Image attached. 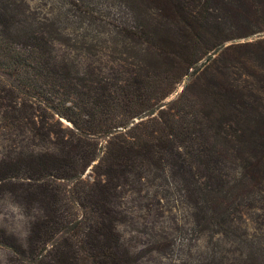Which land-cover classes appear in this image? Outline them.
I'll list each match as a JSON object with an SVG mask.
<instances>
[{"label": "rangeland", "instance_id": "374dc122", "mask_svg": "<svg viewBox=\"0 0 264 264\" xmlns=\"http://www.w3.org/2000/svg\"><path fill=\"white\" fill-rule=\"evenodd\" d=\"M0 24L6 41H16V32L19 43L42 38L54 67L70 78L125 90L153 82L160 108L118 128L127 140L149 142L153 154L140 176L114 175L103 198L107 183L92 165L78 179L47 172L28 178L18 171L32 168L29 154H53L75 143L78 133L67 119L50 114L43 118L44 134L35 136L25 120L7 119L8 101L0 92V264H64L60 257L78 264L80 253L51 247H60L84 218L92 226L98 218L107 222L115 251L130 264H253L250 255L259 257L254 264H264V173L254 181L250 166L264 152L253 136L255 120L264 118V0H0ZM157 28L170 29L169 40L157 36ZM235 92L236 106L242 100L250 105L244 123L221 105L224 94ZM82 120L79 129L85 128ZM197 121L205 135L214 129L203 144L219 184L232 187L221 216L198 191L204 181L190 180L187 166L171 162L159 143L167 123L169 132L182 133ZM92 140L103 146L106 139ZM44 186L49 205L40 202ZM91 190L93 200L87 199ZM52 210L69 227L34 260L29 236L48 213L54 218Z\"/></svg>", "mask_w": 264, "mask_h": 264}, {"label": "trees", "instance_id": "16d2710c", "mask_svg": "<svg viewBox=\"0 0 264 264\" xmlns=\"http://www.w3.org/2000/svg\"><path fill=\"white\" fill-rule=\"evenodd\" d=\"M0 27V84H2L0 92L5 93L8 101L7 107L10 109V114L7 119L12 123L25 120L32 128L34 135L41 136L45 132L43 118L45 115L52 114L50 115L52 118L56 116L67 119L78 133L74 138L75 143L66 147L61 146L53 154L43 153L37 157L29 154L27 158L35 160L32 168L25 169L23 166V170L18 168L19 172L24 173L28 178L34 174L38 176L40 173L47 172L66 179H78L83 168L92 165L101 170L106 180L107 184L105 188H101L100 192V195L105 198L106 187L112 184L114 175L118 173L122 177L140 176L142 168L148 169L146 166L150 164L153 154L149 142L142 146L141 143L144 140L136 136L130 137L132 140H127L123 134L128 133L126 131L121 133L118 128L126 127L132 118L150 117L160 109L157 105L159 100L155 96L156 89L153 82L142 81L138 83L139 88L125 90L120 86L110 87L103 81L91 82L86 79L70 78L68 74L54 67L47 44L42 38L32 37V40L27 39L26 43H19L20 37L16 32L14 33L16 41H6L3 35L6 27L1 24ZM169 32L171 30L168 28L155 30L157 36L166 40H169ZM211 36L214 37L212 33H210ZM235 95L236 92L234 97L224 94L221 105L224 112L235 114V117L244 123L249 119L250 105L242 100L241 104L236 106ZM82 116L85 117V120H82L85 122V128L79 129L76 125ZM205 116L210 117V112L208 111ZM220 118L224 119L225 116L221 115ZM255 123L253 136L258 137L264 151V118L261 121L255 120ZM197 124L196 128H189L187 124L182 127L184 131L182 133L179 131L171 133L169 132L170 124L167 123L168 131L160 135L165 141L159 143L168 149L166 155L171 162L180 161L187 166L190 180H193L195 184L200 179L204 181L202 187H198V191L204 195L207 204L213 203L212 212L221 216L226 210L228 190L232 187L224 190V186L219 184L213 172L215 169L211 165L210 153L206 151L203 144L204 138L206 140L214 129L210 127V134L205 135L199 121ZM139 127L140 122L132 128L138 129ZM143 135L148 137L147 135H151V132L146 131ZM94 136L106 139L104 145L99 146L93 140L88 141V138L93 139ZM49 160L52 166L47 165ZM186 166L182 167L184 171ZM250 166L255 169L256 173V175L251 174L252 178L264 173V152L255 156ZM181 173L183 175V170ZM215 180L216 182L212 183ZM257 180L258 177L254 181ZM42 191L44 192L40 193V202L49 205L46 196L47 186H44ZM92 193L91 190L87 199L96 198L95 193ZM52 196L55 202L56 195ZM222 206L225 207L222 208ZM96 211L97 215L101 214L99 209ZM54 212H52L53 215ZM61 219L62 217L56 219L55 215L52 218L48 213L45 218L35 224L32 235L29 236L30 256H33L34 260L42 258L40 252H43V249H49V246L44 245L49 239L59 230L62 232L65 227L64 230L68 229L67 223L65 224V221ZM82 220L75 222L74 231H71V234L67 233L60 247H51L55 252L66 254L64 252L75 250L81 255L80 258L75 257L79 261L78 264H130V261L120 257L115 251L113 233H110L107 222L98 218L97 221L92 220L94 224L92 226L85 222L90 219ZM72 239L74 241H70ZM250 257L253 264L259 258L254 255ZM60 258L66 264L65 258Z\"/></svg>", "mask_w": 264, "mask_h": 264}]
</instances>
